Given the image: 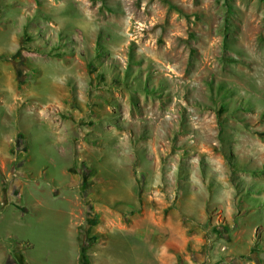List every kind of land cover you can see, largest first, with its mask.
<instances>
[{
	"label": "rangeland",
	"instance_id": "rangeland-1",
	"mask_svg": "<svg viewBox=\"0 0 264 264\" xmlns=\"http://www.w3.org/2000/svg\"><path fill=\"white\" fill-rule=\"evenodd\" d=\"M83 225L90 264H264V0H0L2 264Z\"/></svg>",
	"mask_w": 264,
	"mask_h": 264
},
{
	"label": "trees",
	"instance_id": "trees-1",
	"mask_svg": "<svg viewBox=\"0 0 264 264\" xmlns=\"http://www.w3.org/2000/svg\"><path fill=\"white\" fill-rule=\"evenodd\" d=\"M23 143H24V134H19L18 139L15 140V142H14V148L17 150V151H15V153H18V149L20 148L19 146H21V144H23ZM17 165H19V167H20L21 163H19L15 159L14 164H13V170H15ZM90 210L91 209L89 208V214L91 212ZM81 230H82V231H80V235H81V238H80V240H81V260H82L83 264H90L89 257L87 255V249L92 244V241L90 239L91 237H88V235H87V237L85 238V236H84V234H85L84 225L81 227Z\"/></svg>",
	"mask_w": 264,
	"mask_h": 264
},
{
	"label": "crops",
	"instance_id": "crops-1",
	"mask_svg": "<svg viewBox=\"0 0 264 264\" xmlns=\"http://www.w3.org/2000/svg\"><path fill=\"white\" fill-rule=\"evenodd\" d=\"M1 235V234H0ZM10 236H13L11 234H9ZM3 237V236H2ZM1 238V237H0ZM9 237H7L6 239H8ZM4 260V249H3V246L0 245V264H2Z\"/></svg>",
	"mask_w": 264,
	"mask_h": 264
}]
</instances>
